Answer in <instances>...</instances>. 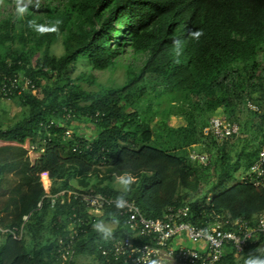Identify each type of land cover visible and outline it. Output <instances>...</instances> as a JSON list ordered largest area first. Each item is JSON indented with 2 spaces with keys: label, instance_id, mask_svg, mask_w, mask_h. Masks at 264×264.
<instances>
[{
  "label": "trees",
  "instance_id": "16d2710c",
  "mask_svg": "<svg viewBox=\"0 0 264 264\" xmlns=\"http://www.w3.org/2000/svg\"><path fill=\"white\" fill-rule=\"evenodd\" d=\"M23 3V19L16 0L0 4V98L22 107L20 117L0 126V227L10 229L0 231V264H77L73 256L64 260L59 241L75 230L74 255L96 259L86 264L118 262L102 254L111 240L93 225L115 213L112 238L132 236L124 217L115 207L90 213L69 192L92 187L117 196L113 180L122 172L136 177L127 198L148 218L188 204L198 225L256 222L264 184L243 176L264 146V0H40L39 9L36 0ZM33 19L43 34L28 26ZM195 30L203 31L198 41L189 36ZM174 38L181 41L176 51ZM57 39L61 55L50 52ZM129 55L140 59L138 71L128 64L124 84H100L97 70ZM21 74L35 87L10 94L7 78ZM170 115L182 123L171 125ZM215 116L236 122L239 133L217 142L204 131ZM74 120L94 130L86 134ZM191 151L207 153V163L192 160ZM238 261L227 246L219 264Z\"/></svg>",
  "mask_w": 264,
  "mask_h": 264
},
{
  "label": "built area",
  "instance_id": "2783aa9c",
  "mask_svg": "<svg viewBox=\"0 0 264 264\" xmlns=\"http://www.w3.org/2000/svg\"><path fill=\"white\" fill-rule=\"evenodd\" d=\"M5 85L10 94L14 91L22 94L24 89L35 87V82L30 76L21 74L20 77L7 78ZM66 116L70 117L68 114ZM204 131L210 132L217 142H222L238 134L240 126L215 116L210 119ZM189 157L201 164H206L208 160L206 154L196 151H191ZM243 179L255 185L264 184V146ZM69 193L78 197L89 208V212L96 215L107 207L116 208L117 196L97 192L92 187L79 193ZM118 213L124 217L132 236L112 238L108 247L100 246L103 255L112 254L122 262L115 264H219L227 246L233 247L237 255L248 244L258 241L260 235H264V211L258 215L254 224L243 218H225L208 220L198 225L189 219L188 204L171 205L161 218H148L134 200L126 198L125 206L118 209ZM77 221L84 223L85 219L78 218ZM73 228L74 225L71 230ZM7 230L10 231L0 227L2 233ZM77 232L75 230L68 240L62 237L59 239L64 260L74 255L73 241ZM15 236L21 238L22 234ZM184 240L195 245L187 246Z\"/></svg>",
  "mask_w": 264,
  "mask_h": 264
},
{
  "label": "rangeland",
  "instance_id": "374dc122",
  "mask_svg": "<svg viewBox=\"0 0 264 264\" xmlns=\"http://www.w3.org/2000/svg\"><path fill=\"white\" fill-rule=\"evenodd\" d=\"M50 52L52 54H55V55H61L63 53V46L60 42V39H57L56 41H54L52 43V45L50 46ZM128 64H134V70L138 71V68H139L138 66L141 65V61L139 58L136 59L135 57H131L129 55L127 58L119 60V63L112 69L97 70L98 71L97 72L98 81L102 85H111V84H113V82L117 83V84H121V85L124 84V80L127 77L126 76V66ZM49 81H50L49 79H44L43 83L47 84ZM21 115H22V107L17 100L8 99V98L7 99L0 98V126L6 125L7 123L12 122L14 119L20 117ZM77 121L74 120V122H77ZM182 121H183V119L180 116H175V115L169 116V123L173 126H178L179 124L182 123ZM79 123H80V127L83 128V131L86 134H88L94 130L93 125L89 122L81 121ZM231 144H232V147H234V148L236 147V143L234 141H232ZM241 144L246 145V143L243 140H242ZM206 155H207V153H206ZM238 173H241V171L240 172L238 171ZM116 184H118L117 186L120 187L118 182ZM103 221L112 229H114L116 227V223H112V221H109V220H103ZM44 236H45V234H44ZM111 239H109V240H111ZM188 242L184 243V244L187 246H193L190 243V241H188ZM197 246H199V245L197 244ZM258 246L264 247V240L263 239L258 244ZM236 256H237V259L239 260L238 264H245L243 262V260H240L242 257V255H240V253L237 254ZM73 258L75 259L77 264H86L89 262H95V260H96L94 254L88 255V253H84V254H77L76 253L75 255H73Z\"/></svg>",
  "mask_w": 264,
  "mask_h": 264
},
{
  "label": "clouds",
  "instance_id": "9594fccd",
  "mask_svg": "<svg viewBox=\"0 0 264 264\" xmlns=\"http://www.w3.org/2000/svg\"><path fill=\"white\" fill-rule=\"evenodd\" d=\"M3 2L4 0H0V4H3ZM30 2L31 0H29V3ZM16 4H17V8H16L17 18L23 19L25 14L28 11V5L23 3V0H16ZM35 8L36 9L40 8V0H36ZM60 23L61 21L58 20L56 22V25L53 26L51 30L58 31V26ZM28 26L42 34L46 31L42 26L37 25L34 19L28 21ZM202 35H203L202 30H195L189 33L190 38L197 40V41ZM180 44H181V41L177 38H174L173 39V45H174L173 51L178 50L180 47ZM177 55H178V52H177ZM176 63H179V60H176ZM252 107L254 106L252 105ZM98 113L101 114L100 112ZM116 181L121 186V191L116 197V208L123 209V207L125 206L126 198L133 191V185L136 184L137 181H136V177L133 176L131 172H122L120 175L116 176ZM111 220H112V223H116V224L119 223V218L115 213L111 214ZM93 228L103 240H109L113 236V229L109 227L103 220L97 221L93 225ZM245 264H264V247L257 246L255 252L249 254L248 258L245 260Z\"/></svg>",
  "mask_w": 264,
  "mask_h": 264
},
{
  "label": "crops",
  "instance_id": "0c3cea01",
  "mask_svg": "<svg viewBox=\"0 0 264 264\" xmlns=\"http://www.w3.org/2000/svg\"><path fill=\"white\" fill-rule=\"evenodd\" d=\"M117 183V181H116V177H115V179L113 180V185H114V187L116 188V189H121V186L119 187V186H117L118 184H116ZM188 241L187 240H184L183 241V243H187ZM189 243V242H188ZM192 245H194L192 242H190Z\"/></svg>",
  "mask_w": 264,
  "mask_h": 264
}]
</instances>
